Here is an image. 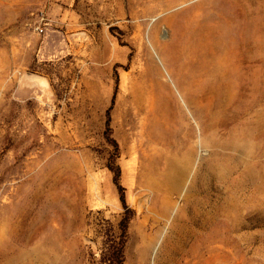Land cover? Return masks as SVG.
Masks as SVG:
<instances>
[{"label": "rangeland", "instance_id": "1", "mask_svg": "<svg viewBox=\"0 0 264 264\" xmlns=\"http://www.w3.org/2000/svg\"><path fill=\"white\" fill-rule=\"evenodd\" d=\"M210 13L250 20L257 78L264 0H0V264H157L194 209L228 211L218 264H264V82L248 111L209 93L185 49Z\"/></svg>", "mask_w": 264, "mask_h": 264}, {"label": "bare ground", "instance_id": "2", "mask_svg": "<svg viewBox=\"0 0 264 264\" xmlns=\"http://www.w3.org/2000/svg\"><path fill=\"white\" fill-rule=\"evenodd\" d=\"M256 44L251 22L247 17L210 13L194 22L186 44V59L195 70L196 76L200 79L204 78L207 82L209 93L213 97L223 103H233L234 100L243 98L242 101L246 102L244 104L248 111L250 109L248 99L251 90L253 91L252 82L256 81L254 79L264 82V69L259 70L257 78L255 77L254 51L258 49ZM147 134L146 144L154 152L149 156L151 163L159 166L162 162L160 158H156V151L152 148L153 142L158 139L151 132ZM163 164L166 170L165 184L170 190L164 196L167 198L168 194L177 193L182 188L189 174L190 164L177 159L170 161L167 159ZM164 206L167 213L170 202L165 201ZM196 211V209L192 210L187 219H181L180 216L174 219L172 235L165 240L157 253V264H218L214 260L217 257L214 248H211L216 243V235L211 233L212 224L228 218V211H216L210 217H207L208 211L203 213L199 210L200 215ZM151 243L152 240L147 245L144 258ZM4 255L3 253L0 255L1 259ZM36 255L40 257L38 253Z\"/></svg>", "mask_w": 264, "mask_h": 264}, {"label": "built area", "instance_id": "3", "mask_svg": "<svg viewBox=\"0 0 264 264\" xmlns=\"http://www.w3.org/2000/svg\"><path fill=\"white\" fill-rule=\"evenodd\" d=\"M38 31H39V33H42L43 30L42 29H39Z\"/></svg>", "mask_w": 264, "mask_h": 264}, {"label": "trees", "instance_id": "4", "mask_svg": "<svg viewBox=\"0 0 264 264\" xmlns=\"http://www.w3.org/2000/svg\"><path fill=\"white\" fill-rule=\"evenodd\" d=\"M122 201H124V199H122Z\"/></svg>", "mask_w": 264, "mask_h": 264}]
</instances>
